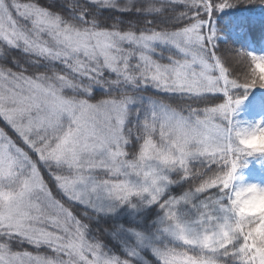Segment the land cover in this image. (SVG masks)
<instances>
[{
  "label": "snow or ice",
  "instance_id": "1",
  "mask_svg": "<svg viewBox=\"0 0 264 264\" xmlns=\"http://www.w3.org/2000/svg\"><path fill=\"white\" fill-rule=\"evenodd\" d=\"M61 2L0 0V264H134L141 247L157 264H264V217L232 206L264 189L242 177L264 153L240 149L235 119L264 56L225 59L212 21L245 0ZM125 205L160 215L122 256L89 231Z\"/></svg>",
  "mask_w": 264,
  "mask_h": 264
},
{
  "label": "trees",
  "instance_id": "2",
  "mask_svg": "<svg viewBox=\"0 0 264 264\" xmlns=\"http://www.w3.org/2000/svg\"><path fill=\"white\" fill-rule=\"evenodd\" d=\"M20 2L26 3L31 2V0H20ZM47 2L56 9L63 8L61 0H47ZM105 15L113 14L105 12ZM123 15L132 16L134 14ZM212 21L218 33L215 38L217 51L225 59L234 60L236 53L239 52L264 56V4L250 3L245 0V2L226 8L223 11L215 12ZM250 66L251 60L248 58L243 65V69L250 71ZM233 67H236V65L234 64ZM237 72L239 74V68H237ZM257 83L264 84V78L252 76L249 84L254 85ZM234 92L237 96L243 94V90L239 89L234 90ZM99 94L100 90L98 89L97 95ZM160 95L163 96L164 94L161 93ZM261 99H264V89L256 87L249 90L248 99L242 104L235 119L244 126L264 121V108L259 106ZM185 115H187L186 111ZM97 175L100 178H109L104 172H98ZM242 177L246 182H255L264 186V159L259 156L256 159L250 158L247 167L242 170ZM173 178H176L175 174H173ZM188 187L189 182L174 185L171 192L173 195H179ZM225 187H228L227 183H225ZM234 193H232L233 199ZM76 207L78 210H82L79 205ZM159 215L160 209L156 205L146 206L139 211H134L126 205L122 210H117L115 213H102L97 217L90 218L89 237L100 241L107 252L123 256L129 250L138 246L134 230L143 233L153 232ZM248 216L255 215L250 213ZM21 246L23 250L33 251L32 246L29 244ZM36 251L46 252L48 250L37 249ZM140 252L141 254L138 255L134 264H157L156 258L146 247H141Z\"/></svg>",
  "mask_w": 264,
  "mask_h": 264
},
{
  "label": "clouds",
  "instance_id": "3",
  "mask_svg": "<svg viewBox=\"0 0 264 264\" xmlns=\"http://www.w3.org/2000/svg\"><path fill=\"white\" fill-rule=\"evenodd\" d=\"M251 72L253 76L264 78V61H256ZM236 138L240 149L247 150L249 153H264V128L244 126L236 133ZM232 206L240 216H248L251 213L264 217V189L253 185L236 191ZM256 235L264 237V224L258 226Z\"/></svg>",
  "mask_w": 264,
  "mask_h": 264
},
{
  "label": "rangeland",
  "instance_id": "4",
  "mask_svg": "<svg viewBox=\"0 0 264 264\" xmlns=\"http://www.w3.org/2000/svg\"><path fill=\"white\" fill-rule=\"evenodd\" d=\"M126 206V205H125ZM125 206H121L118 210H122L123 209V207H125Z\"/></svg>",
  "mask_w": 264,
  "mask_h": 264
}]
</instances>
